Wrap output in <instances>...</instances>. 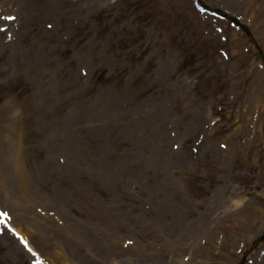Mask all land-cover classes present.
Returning a JSON list of instances; mask_svg holds the SVG:
<instances>
[{
    "label": "rangeland",
    "instance_id": "374dc122",
    "mask_svg": "<svg viewBox=\"0 0 264 264\" xmlns=\"http://www.w3.org/2000/svg\"><path fill=\"white\" fill-rule=\"evenodd\" d=\"M202 2L243 15L264 53V0ZM4 7L18 21L10 40L0 32V197L52 213L23 222L40 256L240 264L264 234V62L240 31L191 0ZM206 39L230 59L186 66ZM31 259L0 236V264ZM244 264H264V239Z\"/></svg>",
    "mask_w": 264,
    "mask_h": 264
},
{
    "label": "bare ground",
    "instance_id": "6f19581e",
    "mask_svg": "<svg viewBox=\"0 0 264 264\" xmlns=\"http://www.w3.org/2000/svg\"><path fill=\"white\" fill-rule=\"evenodd\" d=\"M234 204H236V203H234Z\"/></svg>",
    "mask_w": 264,
    "mask_h": 264
}]
</instances>
